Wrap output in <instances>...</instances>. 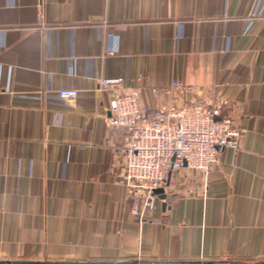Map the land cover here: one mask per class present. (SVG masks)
I'll use <instances>...</instances> for the list:
<instances>
[{"label": "crops", "instance_id": "crops-1", "mask_svg": "<svg viewBox=\"0 0 264 264\" xmlns=\"http://www.w3.org/2000/svg\"><path fill=\"white\" fill-rule=\"evenodd\" d=\"M254 3L0 0V264H264ZM109 75L151 115L163 103L218 105L240 129L207 171L172 170L141 219L121 181L126 133L108 123L111 92L99 86ZM172 78L195 91L151 90ZM66 87L77 95L61 97Z\"/></svg>", "mask_w": 264, "mask_h": 264}, {"label": "built area", "instance_id": "built-area-1", "mask_svg": "<svg viewBox=\"0 0 264 264\" xmlns=\"http://www.w3.org/2000/svg\"><path fill=\"white\" fill-rule=\"evenodd\" d=\"M263 9L264 0H255L251 13ZM123 84L121 75L99 79V86L111 92L108 123L126 133L121 181L127 188L129 211L141 219L146 209L155 206L152 190L164 188L172 170L185 165L207 171L219 150L237 148L240 129L230 117H219L218 105L194 103L179 108L163 103L151 115L141 101L140 91L125 89ZM151 90L176 96L195 91V86L172 78L168 84ZM58 93L61 97H75L77 89L60 88Z\"/></svg>", "mask_w": 264, "mask_h": 264}, {"label": "water", "instance_id": "water-1", "mask_svg": "<svg viewBox=\"0 0 264 264\" xmlns=\"http://www.w3.org/2000/svg\"><path fill=\"white\" fill-rule=\"evenodd\" d=\"M183 164H185V162H183ZM152 192H153V194H156L160 198H163L165 196L164 188L163 187L154 188L152 190ZM10 262H13V263H25L26 261H10ZM44 262H50L51 264L59 263L58 261L57 262L44 261ZM61 263H63V262H61Z\"/></svg>", "mask_w": 264, "mask_h": 264}]
</instances>
